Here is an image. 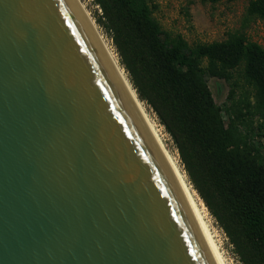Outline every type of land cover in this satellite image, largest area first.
I'll return each instance as SVG.
<instances>
[{
    "label": "water",
    "instance_id": "1",
    "mask_svg": "<svg viewBox=\"0 0 264 264\" xmlns=\"http://www.w3.org/2000/svg\"><path fill=\"white\" fill-rule=\"evenodd\" d=\"M0 264H215L76 0H0Z\"/></svg>",
    "mask_w": 264,
    "mask_h": 264
},
{
    "label": "trees",
    "instance_id": "2",
    "mask_svg": "<svg viewBox=\"0 0 264 264\" xmlns=\"http://www.w3.org/2000/svg\"><path fill=\"white\" fill-rule=\"evenodd\" d=\"M95 3L97 25L139 100L171 136L194 189L242 263L264 264V48L241 34L191 45L164 30L149 0ZM247 15L264 21V0H251ZM213 78L231 83L230 107L216 104Z\"/></svg>",
    "mask_w": 264,
    "mask_h": 264
},
{
    "label": "rangeland",
    "instance_id": "3",
    "mask_svg": "<svg viewBox=\"0 0 264 264\" xmlns=\"http://www.w3.org/2000/svg\"><path fill=\"white\" fill-rule=\"evenodd\" d=\"M149 1L157 8L155 16L160 21L164 30L174 35L183 36L191 45L223 42L231 34H241L248 40L258 43L264 48V21L251 19L247 15L248 5L251 0H220L216 4L203 3L200 0ZM81 2L89 13L91 20L95 23L97 31L103 38V41L108 45L119 63V57L112 40L96 23L95 18L97 14H101L99 6L96 5L95 0H81ZM235 79L238 81L240 88H246V83L238 72L235 74ZM209 86L218 106L223 109L231 106V101L228 99L232 88L231 83L223 79L213 78L209 80ZM243 90L245 91L244 88ZM143 105L151 120L155 123L165 146L178 161L188 183L197 195V199L205 208L207 221L224 254L227 264H243L228 235L211 215L205 203L191 184L171 136L160 124L156 114L145 104ZM262 143L264 144V140Z\"/></svg>",
    "mask_w": 264,
    "mask_h": 264
},
{
    "label": "bare ground",
    "instance_id": "4",
    "mask_svg": "<svg viewBox=\"0 0 264 264\" xmlns=\"http://www.w3.org/2000/svg\"><path fill=\"white\" fill-rule=\"evenodd\" d=\"M79 5L81 6L83 12L85 13V16L93 26V29L97 33V36L99 37L101 44L103 46V49L108 56L115 72L117 73L121 83L123 84L126 92L128 93L131 101L133 102L136 110L138 111L141 119L143 120L145 126L147 127L150 135L152 136L156 146L158 147L163 159L165 160L170 172L172 173L183 197L184 200L190 210V213L193 217L194 222L196 223V226L206 244V247L208 249V252L215 264H227L224 254L221 251L219 244L216 241V238L209 226V223L206 218V212L203 205L199 202L197 199V195L193 191L192 187L188 183V180L181 170L178 161L173 157V155L170 153V151L165 146V143L155 125V123L151 120L150 116L148 115V112L146 111L144 105L139 100L136 92L134 91L133 87L131 86L128 78L126 77L123 69L120 67L119 63L117 62V59L109 49L108 45L103 41V38L100 36L99 32L97 31V28L95 26V23L91 20L89 13L87 12L85 6L82 4L81 0H76Z\"/></svg>",
    "mask_w": 264,
    "mask_h": 264
}]
</instances>
